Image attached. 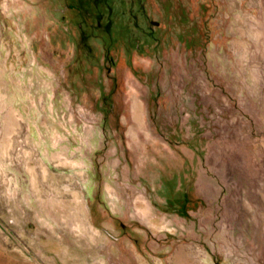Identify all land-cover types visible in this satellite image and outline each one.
I'll return each instance as SVG.
<instances>
[{
    "label": "rangeland",
    "instance_id": "rangeland-1",
    "mask_svg": "<svg viewBox=\"0 0 264 264\" xmlns=\"http://www.w3.org/2000/svg\"><path fill=\"white\" fill-rule=\"evenodd\" d=\"M0 264H264V0H0Z\"/></svg>",
    "mask_w": 264,
    "mask_h": 264
}]
</instances>
